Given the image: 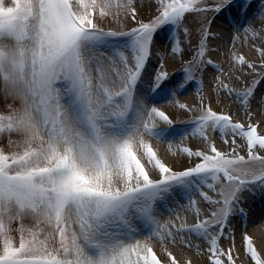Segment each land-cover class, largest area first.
<instances>
[{"label":"snow or ice","instance_id":"6c2138e0","mask_svg":"<svg viewBox=\"0 0 264 264\" xmlns=\"http://www.w3.org/2000/svg\"><path fill=\"white\" fill-rule=\"evenodd\" d=\"M0 145V264H264V0H0Z\"/></svg>","mask_w":264,"mask_h":264},{"label":"bare ground","instance_id":"6f19581e","mask_svg":"<svg viewBox=\"0 0 264 264\" xmlns=\"http://www.w3.org/2000/svg\"><path fill=\"white\" fill-rule=\"evenodd\" d=\"M105 27H107V25H105ZM241 42H243V38H241ZM230 47H231L230 45L225 44L223 47H221V50L219 53H214L212 56V59L214 60V62L220 63L224 67V70L226 73L228 72V68H229V59L227 57V52H228V49ZM237 48L244 53L248 52L246 47H241V43L237 44ZM165 59L168 62V69L170 72L175 71L176 69L179 68L180 65H179L178 61L172 62L170 60V58L167 56L165 57ZM208 72H209V76H207L205 78V88H204L205 96H211L212 95V92H211L212 85L210 83V76L211 75H219V73H215V71L211 68L208 69ZM229 83H232L233 86H235V87L241 86L239 83H235L232 81H229ZM198 99L199 98L196 95L194 88L191 89L189 93H187L186 95L181 97V100L183 102H186L189 104L198 103ZM213 107L219 108L220 106L217 105L215 101H213ZM223 107L225 110L236 109L235 104H230L228 102H225ZM253 111L256 112L255 108H253ZM243 115L244 114L242 111L238 112L239 117H243ZM160 127H164V126L160 125ZM153 143L161 150V154H163L167 157V144L164 145V143H159L155 140L153 141ZM187 143L189 146H192V147H195L197 145V141L193 140V139H190ZM217 144L220 147H226V146L221 145L220 140H218V139H217ZM247 231L250 235H252L257 240L264 239V219H262L260 222L259 219H257L255 216H251L249 221H248ZM193 257L195 258V256H193Z\"/></svg>","mask_w":264,"mask_h":264},{"label":"rangeland","instance_id":"374dc122","mask_svg":"<svg viewBox=\"0 0 264 264\" xmlns=\"http://www.w3.org/2000/svg\"><path fill=\"white\" fill-rule=\"evenodd\" d=\"M108 26V25H107ZM113 27H119L118 25H112ZM131 26H133L132 24H131V22H129V25H128V27H131ZM256 26L257 27H259V22H257V24H256ZM169 38H170V33H169ZM181 39H183V37H181ZM255 110H256V113H257V116L259 117V112H258V110L255 108ZM218 140H219V138H217ZM165 145V144H164ZM0 146H2V145H0ZM254 207H256L257 208V212H259V204H258V202L257 203H255L254 205H253ZM257 219H259V221L261 222V218L257 215V216H255ZM239 221L237 222V224L239 225ZM192 256H195V253L194 252H192V253H190ZM236 254L237 255H239V257H240V259L237 261V264H248V260H247V257H246V254L243 252V250L240 248V241H239V234H237V250H236Z\"/></svg>","mask_w":264,"mask_h":264}]
</instances>
